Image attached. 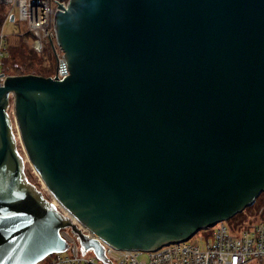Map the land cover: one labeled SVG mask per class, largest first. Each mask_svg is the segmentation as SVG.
<instances>
[{"label": "water", "instance_id": "water-1", "mask_svg": "<svg viewBox=\"0 0 264 264\" xmlns=\"http://www.w3.org/2000/svg\"><path fill=\"white\" fill-rule=\"evenodd\" d=\"M58 6L68 74L0 73V264L64 250L66 226L109 263L101 241H185L264 192V0Z\"/></svg>", "mask_w": 264, "mask_h": 264}, {"label": "built area", "instance_id": "built-area-1", "mask_svg": "<svg viewBox=\"0 0 264 264\" xmlns=\"http://www.w3.org/2000/svg\"><path fill=\"white\" fill-rule=\"evenodd\" d=\"M8 8L0 21V68L8 44L5 25L13 21L25 25L31 39V47L41 53L46 48L55 55V75L61 79L68 74V67L56 39L55 13L69 0H0ZM1 73V72H0ZM4 76H0L2 84ZM85 232L80 223L75 221ZM67 246L64 250L48 254L39 264H264V220L258 219L242 229H233L225 221L195 232L189 239L164 244L154 250L119 249L101 241L109 263L99 259L92 250L84 251L70 227L59 230ZM205 238L200 246L198 238ZM144 253V257L140 254ZM35 264H38L35 263Z\"/></svg>", "mask_w": 264, "mask_h": 264}, {"label": "rangeland", "instance_id": "rangeland-1", "mask_svg": "<svg viewBox=\"0 0 264 264\" xmlns=\"http://www.w3.org/2000/svg\"><path fill=\"white\" fill-rule=\"evenodd\" d=\"M0 14L2 15L1 11H0ZM5 32L8 33L9 35L8 39H9L10 44L12 45L17 44V42L20 41L21 39V41L27 44L28 48H31V45H30L31 39H30L29 34L26 33L25 25L19 24L17 21H9L5 25ZM48 53H52L51 50L48 48H46L43 52L38 53V56L42 57V61H41L42 66L47 67V66H50V64L52 63L47 57ZM3 58H2V61H3ZM14 132L17 136V133H16L17 131L15 128H14ZM16 146H17L18 152L23 158V169H24V173L27 176L28 180L34 183L42 191L43 195L47 199H49L50 201H53L58 209L63 210L62 207L58 204V202L54 199V197L52 196L48 188L42 182L41 178L38 176L33 166L31 165L19 139L17 140ZM262 198L264 199V192L259 194L252 204L248 205L242 211L238 212V213H241V215H238L235 217L232 216L231 218L224 220L226 225L230 228L239 230V229L246 227L249 223H253L254 221L258 219L264 220V207H263L262 213L261 214L259 213L261 209L260 201ZM236 214L237 213H235L234 215ZM197 238H198L197 236H194L193 239H197ZM198 241H199L200 246H203L205 244L204 237L198 238ZM144 256H145L144 253L140 254V257H144ZM47 257L49 256L48 255L45 256L42 260L38 262V264L41 262H44L47 259Z\"/></svg>", "mask_w": 264, "mask_h": 264}, {"label": "trees", "instance_id": "trees-1", "mask_svg": "<svg viewBox=\"0 0 264 264\" xmlns=\"http://www.w3.org/2000/svg\"><path fill=\"white\" fill-rule=\"evenodd\" d=\"M7 8L8 6L0 1V11L2 12V15L0 14V21L3 19ZM53 55V53L47 54V57L52 62L50 66H42V57L38 56V53L32 47L28 48L27 44L21 41V39L17 42V44L12 45L8 39V44L5 47V55L3 56L4 58L0 72L4 73L5 75L33 73L43 76H50L55 71L56 58H54L55 55ZM260 204L261 209L259 213L261 214L264 207L263 198L261 199ZM238 215H241V213H237L236 215H233V217Z\"/></svg>", "mask_w": 264, "mask_h": 264}]
</instances>
